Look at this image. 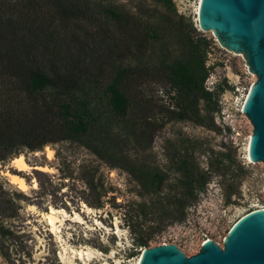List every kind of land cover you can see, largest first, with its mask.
<instances>
[{"label":"rangeland","instance_id":"rangeland-1","mask_svg":"<svg viewBox=\"0 0 264 264\" xmlns=\"http://www.w3.org/2000/svg\"><path fill=\"white\" fill-rule=\"evenodd\" d=\"M196 1L169 0L161 5L157 0H113L116 7L154 26L157 38L144 58L149 64L177 60L191 66V47L198 50L201 68L190 70L197 79L203 76L204 92L188 109L189 118L168 114L146 147L131 144L125 149L130 160L166 173L160 190H150L123 167L109 165L76 142L49 143L40 150L21 152L31 166L28 169H15L12 158L0 163V183L13 194L16 209L13 216L0 219V264H135L144 247L135 244L141 237H148L145 247L172 243L189 256L207 238L221 246L239 216L264 208V164L248 161L245 145L251 125L238 112L255 75L241 53L225 49L210 30L197 26ZM142 78L143 96L152 95L167 110H177L174 90L165 92L169 85L162 75ZM220 105L227 108L226 122L237 128V136L230 126L216 123ZM46 147L52 150L50 158ZM181 161L204 172L205 181L196 187L183 215L174 219L167 200ZM218 166L225 170H215ZM5 170L21 176L26 188L11 183L2 173ZM49 206L64 210L53 215L52 232L43 217Z\"/></svg>","mask_w":264,"mask_h":264},{"label":"trees","instance_id":"trees-1","mask_svg":"<svg viewBox=\"0 0 264 264\" xmlns=\"http://www.w3.org/2000/svg\"><path fill=\"white\" fill-rule=\"evenodd\" d=\"M156 38L152 23L113 0H0V163L72 141L160 190L166 173L130 160L125 149L146 147L168 114L189 118L188 109L204 91L203 76L197 79L190 70L201 68L197 48L190 46L192 67L177 60L155 66L144 58ZM150 73L163 76L165 92L174 90L176 111L141 94L142 77ZM179 164L167 200L174 219L205 181L204 172ZM220 167L215 170H225ZM12 195L0 183V219L13 216ZM147 240L135 244L145 247Z\"/></svg>","mask_w":264,"mask_h":264},{"label":"water","instance_id":"water-1","mask_svg":"<svg viewBox=\"0 0 264 264\" xmlns=\"http://www.w3.org/2000/svg\"><path fill=\"white\" fill-rule=\"evenodd\" d=\"M196 24L225 49L241 53L255 75L240 109L251 125L247 156L264 164V0H199ZM137 264H264V208L239 216L221 246L205 239L185 256L175 244L159 243L140 248Z\"/></svg>","mask_w":264,"mask_h":264},{"label":"bare ground","instance_id":"bare-ground-1","mask_svg":"<svg viewBox=\"0 0 264 264\" xmlns=\"http://www.w3.org/2000/svg\"><path fill=\"white\" fill-rule=\"evenodd\" d=\"M198 1L199 0H197L196 4H195V12H197ZM245 94H244L242 100L244 99ZM241 103H242V101H241ZM248 138H249V136H248ZM247 144H248V139H247L246 145H245L246 157H247L249 162H252L251 160H249V158L247 156ZM45 151H46L47 157L50 158L51 154H52V150L50 148L46 147ZM25 161H26L25 158L21 154H19V155H16L15 157H13L11 159L10 165L15 167V169H17L18 171L25 170V169H28L29 167H31ZM35 167L36 168H41V169H46L47 168L46 166H42V165H36ZM2 173L6 177H8L10 182L15 184L20 190H24L26 188V186H27L26 182L21 176H19L17 174L9 173L6 170L2 171ZM32 183H33L32 186L34 187L36 185L35 181L32 180ZM63 211L64 210H62L61 208H54V207L49 206V210L46 213L43 214V217L46 219L48 225L51 226V232L54 231L55 227H56V226H54L55 225V221H54V216L53 215L55 213L63 212ZM75 219H78L77 215H75ZM78 220H77V222H78ZM85 254H87L88 257L90 256L88 253H85ZM138 257H139V254H138V256L135 259V264H137V262H138Z\"/></svg>","mask_w":264,"mask_h":264},{"label":"built area","instance_id":"built-area-1","mask_svg":"<svg viewBox=\"0 0 264 264\" xmlns=\"http://www.w3.org/2000/svg\"><path fill=\"white\" fill-rule=\"evenodd\" d=\"M241 106H239V109H238V112L244 116V114L242 113L241 109H240ZM228 113H227V108L220 105V109L218 112H216V115H215V120H216V123L222 125V124H225V125H228V127L230 126V130H231V133L234 135V136H237L239 134V131L237 130V128L234 126V125H229L227 124L226 122V118L228 117ZM245 117V116H244ZM249 123V122H248Z\"/></svg>","mask_w":264,"mask_h":264}]
</instances>
